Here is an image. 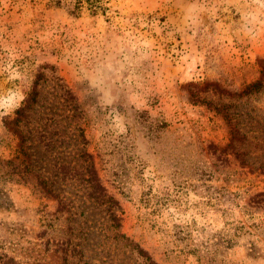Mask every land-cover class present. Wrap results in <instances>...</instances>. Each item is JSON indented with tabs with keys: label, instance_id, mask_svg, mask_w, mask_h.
Wrapping results in <instances>:
<instances>
[{
	"label": "rangeland",
	"instance_id": "rangeland-1",
	"mask_svg": "<svg viewBox=\"0 0 264 264\" xmlns=\"http://www.w3.org/2000/svg\"><path fill=\"white\" fill-rule=\"evenodd\" d=\"M105 1L0 0V264H264V0Z\"/></svg>",
	"mask_w": 264,
	"mask_h": 264
},
{
	"label": "trees",
	"instance_id": "trees-1",
	"mask_svg": "<svg viewBox=\"0 0 264 264\" xmlns=\"http://www.w3.org/2000/svg\"><path fill=\"white\" fill-rule=\"evenodd\" d=\"M10 1H17V0H10ZM63 0H48L47 5L48 6H53V7H60V5L62 4ZM73 1V9H72V13L74 15H78L79 12L81 11V9L85 7L90 11L91 15H97L98 13L105 15L106 11H107V7L105 6V0H72ZM257 65L259 66L260 70V76L257 80L245 84L243 85V87L236 92H229V91H225L224 89H221V87L217 84H210L213 88V92L219 95H226V96H236L238 98H242V97H247L249 95H252L253 93L259 92L263 87H264V59H257ZM201 85L197 84L195 85V87L199 90H201ZM35 96H36V91L33 89L32 92L29 94V97L27 98V100H25V106L24 108H21L19 110H17V114L20 116L23 114V112L25 111L26 108L29 107L30 102H33L35 100ZM217 112H219L220 114H222L223 118L227 121V123L234 128V124H232V116L227 112L228 107H223V108H216ZM18 120V118L16 119ZM234 131V133H238L237 130L235 129H231ZM234 138V136H232ZM231 137V139H232ZM232 140L230 141L228 147L229 148H233L232 145ZM232 152V150H231ZM234 156L236 158H240L238 154L234 153ZM100 187L98 184L95 185V190H99ZM248 206L251 208H254L255 210H262L264 211V191L262 192H258L254 195H252L249 198V203ZM139 254L143 257H145L149 264H155L153 261H151L149 259V257H146L144 255V253L142 251H138Z\"/></svg>",
	"mask_w": 264,
	"mask_h": 264
}]
</instances>
